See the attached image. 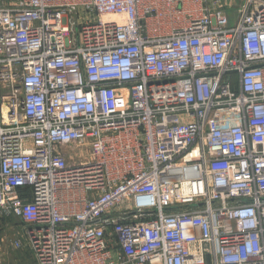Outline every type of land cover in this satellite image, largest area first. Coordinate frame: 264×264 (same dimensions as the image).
<instances>
[{"label":"built area","instance_id":"1","mask_svg":"<svg viewBox=\"0 0 264 264\" xmlns=\"http://www.w3.org/2000/svg\"><path fill=\"white\" fill-rule=\"evenodd\" d=\"M0 217L32 264H264V0H0Z\"/></svg>","mask_w":264,"mask_h":264},{"label":"rangeland","instance_id":"2","mask_svg":"<svg viewBox=\"0 0 264 264\" xmlns=\"http://www.w3.org/2000/svg\"><path fill=\"white\" fill-rule=\"evenodd\" d=\"M20 223L15 219L0 217V250L4 252L3 260L0 264H32L30 253L26 248L13 250L8 246V242L13 239H21L19 236ZM23 241V240H22Z\"/></svg>","mask_w":264,"mask_h":264}]
</instances>
